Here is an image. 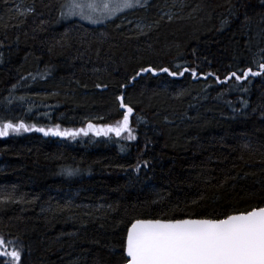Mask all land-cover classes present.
<instances>
[{
	"label": "trees",
	"instance_id": "16d2710c",
	"mask_svg": "<svg viewBox=\"0 0 264 264\" xmlns=\"http://www.w3.org/2000/svg\"><path fill=\"white\" fill-rule=\"evenodd\" d=\"M67 1L0 0V126H117L123 95L135 139L0 136V237L20 264H126L137 219L264 207V0H143L98 26Z\"/></svg>",
	"mask_w": 264,
	"mask_h": 264
},
{
	"label": "snow or ice",
	"instance_id": "6c2138e0",
	"mask_svg": "<svg viewBox=\"0 0 264 264\" xmlns=\"http://www.w3.org/2000/svg\"><path fill=\"white\" fill-rule=\"evenodd\" d=\"M135 4H139V0H135ZM135 4L133 0H69L66 15L96 24L101 19L133 8ZM260 68L264 70V64ZM154 71L151 68L141 69V72ZM160 71L177 75L168 68ZM187 71L189 69L185 68L179 75L182 76ZM192 75L196 76L194 70ZM249 75L259 76L261 73L249 68L242 76L233 72L228 79L240 81L247 79ZM117 100L120 107L125 109L123 119L116 127H107L103 134L114 132L116 136H120L127 132L128 139L133 140L135 136L130 127L133 108L124 103L123 95L118 96ZM93 127L91 124L88 126L89 130ZM33 130L55 136L75 137L80 133L88 134L84 129L79 132H61L58 128L46 131L43 128H30L22 122H9L0 126V136H7L10 131L19 133ZM96 134L100 135V130ZM72 174L68 171V175ZM7 243L0 237V257H10L9 264H20L21 253L15 249L9 252ZM125 252L126 264H264V207L227 215L223 219H137L127 230Z\"/></svg>",
	"mask_w": 264,
	"mask_h": 264
},
{
	"label": "rangeland",
	"instance_id": "374dc122",
	"mask_svg": "<svg viewBox=\"0 0 264 264\" xmlns=\"http://www.w3.org/2000/svg\"><path fill=\"white\" fill-rule=\"evenodd\" d=\"M142 1L143 0H139V4H135V0H133V3L135 4V6L133 8L125 9V10H123L121 12H118L115 16H112V17H109V18H105V19H101V21L99 23H96V24L90 23L87 20H83V19H81L79 17H69L67 15H66V17L69 18L68 20H79L81 22H84V23H87V24H90V25L98 26V25L104 24V23H106L108 21H111V20L115 19L116 17H118L119 15H121L123 13H126V12H128L130 10H133L136 7H139L142 4ZM68 2H69V0L67 1V3ZM67 3H66V5H67ZM66 13H67V7L65 6V14ZM111 127H116V126H111ZM106 129H107V127H97V126H94L93 129L89 130V128H87V129H85V131H87V133H94V134H96L97 130H100V132L102 134L104 132V130H106ZM109 133L111 134V133H114V132H109ZM124 133H127V132H124Z\"/></svg>",
	"mask_w": 264,
	"mask_h": 264
}]
</instances>
